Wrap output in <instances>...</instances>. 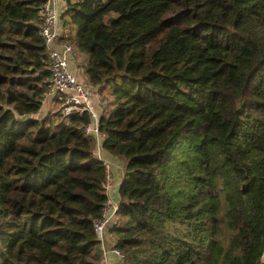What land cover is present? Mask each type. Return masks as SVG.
I'll return each instance as SVG.
<instances>
[{"label":"trees","instance_id":"trees-1","mask_svg":"<svg viewBox=\"0 0 264 264\" xmlns=\"http://www.w3.org/2000/svg\"><path fill=\"white\" fill-rule=\"evenodd\" d=\"M44 1L0 0V264H96L97 143L123 161L118 264H264V0H63L65 40L111 98L98 142L86 114L34 116Z\"/></svg>","mask_w":264,"mask_h":264},{"label":"built area","instance_id":"built-area-1","mask_svg":"<svg viewBox=\"0 0 264 264\" xmlns=\"http://www.w3.org/2000/svg\"><path fill=\"white\" fill-rule=\"evenodd\" d=\"M63 5V0H45L39 8V35L45 48L50 71V86L46 96H57L60 101V112L64 116L86 114L89 122L84 124L83 133L92 135L98 142V116L91 101V94L84 83L69 70L73 48L60 35V15ZM38 113L39 111L35 113V117ZM104 190L107 199L103 204L101 217L93 223V231L99 243H102L106 227L116 220L117 204L109 197L107 183ZM100 248L103 258L98 259L96 264H118L121 261L123 255L118 249L114 247L111 249L110 253L114 258L112 262L105 258V251L102 247Z\"/></svg>","mask_w":264,"mask_h":264},{"label":"crops","instance_id":"crops-1","mask_svg":"<svg viewBox=\"0 0 264 264\" xmlns=\"http://www.w3.org/2000/svg\"><path fill=\"white\" fill-rule=\"evenodd\" d=\"M64 5L62 6V11H63ZM70 34V29H68V31H66L62 25H61V19H60V35L63 39H65V36ZM71 59H72V55L69 61V70L71 72H73L77 78L83 82L84 84H86V86L88 87V89L91 90L92 93L91 94V101L92 104L94 106V110L96 112V115L99 117V115L102 113V111H104L103 106L101 107V102H105L103 96L99 95L100 93L98 92V86L94 85L91 86L88 84L85 75L82 72V69L76 67V65H73L71 63ZM79 70V71H78ZM82 72V73H81ZM100 101V102H99ZM58 103L60 105V101L57 98V96H46L44 97L43 101H42V105L41 108L38 110L40 112L39 117L44 116L47 113H54L52 111V107ZM98 147V148H97ZM97 149V150H96ZM95 154L108 166V175H109V185H108V189H109V197L117 204V194H116V187L117 184L120 181L121 178V174H122V162H118L117 158L113 155H111L109 152H107L106 150L102 149L100 147V144L98 143V146L95 147L94 149ZM107 175V177H108ZM109 225L106 227L103 237H102V244L101 247L104 249L105 251V258L108 261H114V258L112 256L111 249L114 247V238L113 236L107 231ZM99 245V244H98ZM105 246V248H104ZM101 248H98V252H97V258L100 260L103 258V254L101 252Z\"/></svg>","mask_w":264,"mask_h":264},{"label":"rangeland","instance_id":"rangeland-1","mask_svg":"<svg viewBox=\"0 0 264 264\" xmlns=\"http://www.w3.org/2000/svg\"><path fill=\"white\" fill-rule=\"evenodd\" d=\"M61 25H62V27L66 30V31H68V29H70V34L72 35L73 33H74V28L72 27V28H68L66 25H63V23H62V20H61ZM87 60V55L86 54H84V53H77V52H75L74 50H73V52H72V59H71V63L73 64V65H76V67H80L81 68V66L85 63V61ZM79 68V69H80ZM79 71V70H78ZM82 73V72H81ZM85 86H86V84H84ZM87 87V86H86ZM88 88V87H87ZM88 91L90 92V93H92L91 92V90L90 89H88ZM103 98H104V100H105V102L104 103H102L100 106L102 107H105L104 108V111H106V110H108L111 106V98H110V96L109 95H107V94H105L104 96H103ZM100 102V101H99ZM52 111L54 112V116L56 115V113H57V111H59L60 112V105L58 104V103H56L53 107H52ZM40 112H42V111H40ZM40 112L38 113V114H40ZM38 114L36 115V116H38ZM35 116V115H34ZM62 116V115H61ZM63 118V117H62ZM98 148V147H97ZM97 150V149H96ZM117 158V157H116ZM117 160H118V162H122V167H123V161H122V159H120V158H117ZM106 168H107V175H108V166L106 165ZM109 175H108V179H106V183L109 185ZM101 245H103L102 243H99V245H98V247H97V249L98 248H100L101 247ZM104 248H105V246H104Z\"/></svg>","mask_w":264,"mask_h":264},{"label":"water","instance_id":"water-1","mask_svg":"<svg viewBox=\"0 0 264 264\" xmlns=\"http://www.w3.org/2000/svg\"><path fill=\"white\" fill-rule=\"evenodd\" d=\"M12 113L14 115L15 120L18 122L24 123L25 121L29 120L31 118V114H18L16 111L12 110ZM260 258L264 260V248L261 252Z\"/></svg>","mask_w":264,"mask_h":264}]
</instances>
